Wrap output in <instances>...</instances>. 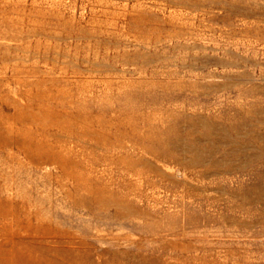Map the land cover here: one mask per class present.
I'll return each mask as SVG.
<instances>
[{
  "label": "rangeland",
  "instance_id": "1",
  "mask_svg": "<svg viewBox=\"0 0 264 264\" xmlns=\"http://www.w3.org/2000/svg\"><path fill=\"white\" fill-rule=\"evenodd\" d=\"M35 261L264 264V0H0V264Z\"/></svg>",
  "mask_w": 264,
  "mask_h": 264
},
{
  "label": "bare ground",
  "instance_id": "2",
  "mask_svg": "<svg viewBox=\"0 0 264 264\" xmlns=\"http://www.w3.org/2000/svg\"><path fill=\"white\" fill-rule=\"evenodd\" d=\"M28 261H29V260H28ZM33 262H34V261H33ZM35 262H36V261H35ZM5 264H6V262H5ZM28 264H29V263H28ZM33 264H35V263H33ZM36 264H40V263H37V262H36Z\"/></svg>",
  "mask_w": 264,
  "mask_h": 264
}]
</instances>
